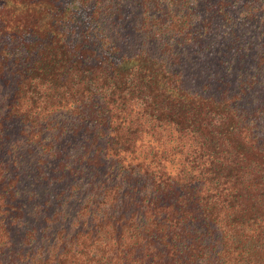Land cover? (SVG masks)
I'll return each instance as SVG.
<instances>
[{"label":"trees","instance_id":"trees-1","mask_svg":"<svg viewBox=\"0 0 264 264\" xmlns=\"http://www.w3.org/2000/svg\"><path fill=\"white\" fill-rule=\"evenodd\" d=\"M181 1L164 24L184 39ZM207 4L264 24V0ZM117 20L0 0V264H264V107L190 93L121 52Z\"/></svg>","mask_w":264,"mask_h":264},{"label":"rangeland","instance_id":"rangeland-1","mask_svg":"<svg viewBox=\"0 0 264 264\" xmlns=\"http://www.w3.org/2000/svg\"><path fill=\"white\" fill-rule=\"evenodd\" d=\"M104 1L118 17L110 31L121 52L163 61L190 93L214 99L240 96L244 105L263 109L264 69L254 71L258 59L259 69L264 66L260 13L254 20L248 19L236 6L228 22L213 16L207 0H182L187 34L180 39L164 24L171 19V9L166 11V7L176 0Z\"/></svg>","mask_w":264,"mask_h":264}]
</instances>
